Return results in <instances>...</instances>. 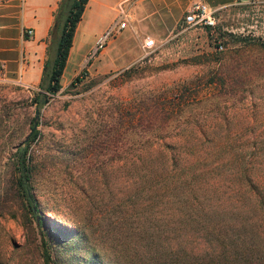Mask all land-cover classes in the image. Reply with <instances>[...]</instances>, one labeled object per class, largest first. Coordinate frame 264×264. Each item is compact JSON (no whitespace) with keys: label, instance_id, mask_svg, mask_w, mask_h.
Segmentation results:
<instances>
[{"label":"rangeland","instance_id":"1","mask_svg":"<svg viewBox=\"0 0 264 264\" xmlns=\"http://www.w3.org/2000/svg\"><path fill=\"white\" fill-rule=\"evenodd\" d=\"M198 1L209 29L182 23ZM213 1L120 0L127 27L68 65L29 145L41 225L8 189L38 89L0 81V264H44L43 241L51 264H244L217 231L264 223L241 178L264 180V0Z\"/></svg>","mask_w":264,"mask_h":264},{"label":"crops","instance_id":"2","mask_svg":"<svg viewBox=\"0 0 264 264\" xmlns=\"http://www.w3.org/2000/svg\"><path fill=\"white\" fill-rule=\"evenodd\" d=\"M59 1L0 0V64L3 66L0 81L21 80L24 86L38 89L47 55L49 31ZM119 1L88 0L77 24L64 68L65 72L68 65L73 63L71 78L82 69L100 35L113 24L109 13L116 15L115 8ZM232 1L218 0L212 4H231ZM24 28L33 30L32 37L23 35Z\"/></svg>","mask_w":264,"mask_h":264},{"label":"trees","instance_id":"3","mask_svg":"<svg viewBox=\"0 0 264 264\" xmlns=\"http://www.w3.org/2000/svg\"><path fill=\"white\" fill-rule=\"evenodd\" d=\"M87 2L88 0H60L58 2L57 8L54 11L53 24L49 31V44L41 80L38 90L34 91L31 99L32 104L37 109L45 105L51 96L59 92L62 87L61 77L66 66L77 24L82 18ZM207 27L208 29L210 28L209 26ZM76 80H79L78 77H76ZM37 133L36 129L32 130L27 141L20 144L12 154V177L8 189L19 196L29 214L35 218L37 224L41 225V219L37 214L38 206L32 192L31 178L34 165L29 152L30 142L36 138ZM241 178L246 182L245 186L248 185L244 188L246 199L256 202L259 208L264 209V180L248 176H241ZM263 209L259 212V217L262 218V221H264ZM3 210L4 206L0 205V215L4 213ZM217 232H221L217 239L223 243L222 251L225 248L228 249L232 252L230 255L233 258L235 256L239 257V260H242L244 264H247L249 260L250 262L252 260L255 261L254 264H264V223L262 228L255 232L258 235L256 239L251 240L249 243L247 240L251 238L234 237L239 232V229L234 232H228L227 230H219ZM153 241L154 243L157 242L156 240ZM45 244L46 242L43 241L41 256L44 264H51L52 255ZM156 244H160V242ZM220 254L222 255V253ZM225 255L224 251L222 256L225 257ZM150 257L152 258L151 255ZM138 260L140 261L139 255Z\"/></svg>","mask_w":264,"mask_h":264},{"label":"built area","instance_id":"4","mask_svg":"<svg viewBox=\"0 0 264 264\" xmlns=\"http://www.w3.org/2000/svg\"><path fill=\"white\" fill-rule=\"evenodd\" d=\"M130 16L124 11L122 7H120L117 16L107 30L103 32L97 40L96 46L94 50L90 53L88 59H91L94 54L104 48L109 41V39L114 38L119 33H121L126 27L129 21ZM182 23L185 24L186 27H196V26H212L215 23V18L213 15V10H211L210 6L205 1H198L191 5L189 10L182 18ZM23 35L26 37H32L33 30L31 28H24L22 31ZM142 50L146 54H149L152 50L155 49L156 43L152 37H146L142 42ZM222 44H218V48L222 49ZM2 64H0V74L2 70ZM1 76V75H0ZM16 83L22 84L21 80L15 81ZM24 85V84H22ZM27 87V86H26Z\"/></svg>","mask_w":264,"mask_h":264},{"label":"water","instance_id":"5","mask_svg":"<svg viewBox=\"0 0 264 264\" xmlns=\"http://www.w3.org/2000/svg\"><path fill=\"white\" fill-rule=\"evenodd\" d=\"M241 1H245V0H241ZM39 114H40L39 109H36V110H35L34 119H33L32 130L36 129V127H37V120H38V118H39ZM32 130H31V132H32ZM31 132H30V133H31ZM30 133H29V134H30ZM29 134H28V136L23 140L22 143H24V142L27 141V139H28V137H29Z\"/></svg>","mask_w":264,"mask_h":264}]
</instances>
